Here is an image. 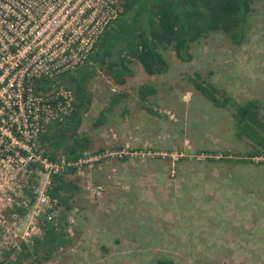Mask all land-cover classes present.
<instances>
[{
	"label": "rangeland",
	"instance_id": "obj_1",
	"mask_svg": "<svg viewBox=\"0 0 264 264\" xmlns=\"http://www.w3.org/2000/svg\"><path fill=\"white\" fill-rule=\"evenodd\" d=\"M111 1L120 9L113 23L123 0ZM244 34L235 44L222 31L210 32L191 44L190 62L180 61L170 45L159 47L167 70L154 75L125 54L132 75L123 84L99 67L88 81L91 105L77 132L89 146L73 164L76 171L64 175L69 209L46 195L51 174L64 171L63 156L50 162L51 149L29 124H21L25 136L17 128L16 138L8 135L15 100L6 97L0 261L264 264V148L238 138L234 107L215 106L192 82L198 72L235 105L259 101L264 121V0H252ZM142 86L153 89L145 100ZM256 150L263 153L250 156ZM51 234L65 243L43 249Z\"/></svg>",
	"mask_w": 264,
	"mask_h": 264
},
{
	"label": "trees",
	"instance_id": "obj_2",
	"mask_svg": "<svg viewBox=\"0 0 264 264\" xmlns=\"http://www.w3.org/2000/svg\"><path fill=\"white\" fill-rule=\"evenodd\" d=\"M251 2L252 0H123L120 17L99 37L84 65L57 76L55 80L47 76L37 79L34 86L36 90L48 93L64 84L72 92L69 114L62 120L48 124L42 134L39 132V140L51 149L50 162L57 161V153L64 159V171L50 176V185L46 189L49 199L57 200L65 209L70 208L68 197L63 195L64 175L76 171L73 164L79 161L89 146V139L79 136L77 132L83 115L91 105L88 81L97 74L99 67L114 82L123 84L132 75L128 66L130 60L125 54L135 57L146 74L154 75L167 70V62L159 47L170 45L180 61L190 62L191 44L212 31H222L233 43L240 44L245 37L244 29ZM192 82L215 106L226 107L230 103L234 107L232 116L237 137L248 138L255 145L264 148V121L260 116L259 101L253 99L235 105L225 92L203 80L198 72L194 73ZM150 92H153L150 87H140V99L145 100ZM262 153L256 150L250 156ZM36 242L38 245L39 241ZM64 243L61 235L51 234L41 246L47 249ZM27 255L31 256L30 253ZM0 264L18 263L0 261ZM153 264L175 263L170 258H158Z\"/></svg>",
	"mask_w": 264,
	"mask_h": 264
},
{
	"label": "built area",
	"instance_id": "obj_3",
	"mask_svg": "<svg viewBox=\"0 0 264 264\" xmlns=\"http://www.w3.org/2000/svg\"><path fill=\"white\" fill-rule=\"evenodd\" d=\"M119 12L111 0H0V123L8 120L1 113L13 95L10 137L16 128L26 135L21 124L39 133L69 114L71 90L59 92V85L45 93L52 100L44 101L35 92L36 80H55L84 65ZM102 190L95 187L98 195Z\"/></svg>",
	"mask_w": 264,
	"mask_h": 264
}]
</instances>
